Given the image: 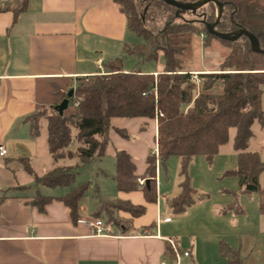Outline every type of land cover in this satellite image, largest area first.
Segmentation results:
<instances>
[{
	"label": "crops",
	"instance_id": "obj_1",
	"mask_svg": "<svg viewBox=\"0 0 264 264\" xmlns=\"http://www.w3.org/2000/svg\"><path fill=\"white\" fill-rule=\"evenodd\" d=\"M18 1L0 0V146L8 151V156L0 159V264H175L169 240L176 241L182 253H190L180 264H229L220 252L223 242L238 251L241 259H250L252 250L244 254V242L264 234V216L257 195L254 227L241 230L243 218L250 217L242 207L241 219L228 210L231 198L221 191L236 190L239 181L235 177L222 179L225 171L236 169L238 164L235 151L227 161L220 158L226 146L214 165H207L204 156L194 158L189 167L194 204L184 213L177 214L171 207V201L182 193L180 157L170 158L178 161L179 172L165 185L163 166L157 161L156 202L147 200L140 185L134 192L118 191L117 151L132 156L138 181L151 180L147 169L149 157L158 152L157 119L115 118L107 156L89 165L76 160L63 163L76 166V179L89 175V189L76 217L62 198L83 184L76 186L75 180L72 188H57L61 190L57 192L37 184L25 172L19 159L30 160L38 175L53 169L45 141L42 144L31 132L40 87L60 80L75 84L79 78L105 74L106 64L117 59H121L125 72L135 71L127 70L124 64L129 55L127 46L136 42L115 0H30L26 11L18 16L3 10ZM139 69L158 75L164 65L150 71ZM204 174L212 182L209 188L201 181ZM37 196L50 199L44 211L35 205ZM118 201L142 207L145 212L134 216L113 209L114 217L120 220L116 224L103 207ZM94 219L112 225L108 235H95L93 229L78 224Z\"/></svg>",
	"mask_w": 264,
	"mask_h": 264
},
{
	"label": "trees",
	"instance_id": "obj_2",
	"mask_svg": "<svg viewBox=\"0 0 264 264\" xmlns=\"http://www.w3.org/2000/svg\"><path fill=\"white\" fill-rule=\"evenodd\" d=\"M29 1L19 0L16 6L5 5L3 10H12L18 16L26 11ZM115 1L127 18L128 31L143 41L127 46V53L137 56L143 63L158 62L162 56L163 71L158 75L140 69L125 72L121 59H117L106 64L105 74L79 78L75 84L60 80L40 87L31 132L39 141L45 130V144L53 169L38 175L30 160L19 159L18 162L37 184L52 189L72 188L77 168L63 163L76 160L81 165H89L107 156L111 132L115 130L113 119H157L158 156L148 159L147 175L151 180L142 190L149 202H156L157 161L166 169L170 158H182V193L171 201L174 212L180 214L194 204L195 189L189 175L194 158L204 156L212 165L221 148L229 144L231 131L235 130L234 150L238 164L236 169L225 171L222 178L235 177L241 193L257 195L259 211L264 216V188L260 183L264 161L260 152L249 151L255 137L254 124L260 123L264 129V54L253 50L247 36L224 40L207 28V24L215 22L216 4H219L222 13L215 30L220 34L248 31L258 39L264 51V0H208L200 10L209 7L211 13H204L202 19L196 21L186 16L198 18V11L182 12L163 0ZM177 1L196 4L202 0ZM201 35L206 36L207 49L213 48V42H219L228 52L220 70L200 73L196 81L191 68L194 38ZM72 90L74 93L69 98ZM68 98L69 107L61 115L56 108ZM116 170L119 192L130 193L140 188L133 158L126 151L116 152ZM88 189L89 184L80 185L62 198L74 217ZM49 200L37 196L35 205L44 211ZM103 209L116 224L120 220L114 217L113 209L131 212L134 216L145 212L142 207L127 206L120 201L107 203ZM231 209L242 213L240 206H231ZM220 252L229 264H244L239 252L224 242Z\"/></svg>",
	"mask_w": 264,
	"mask_h": 264
},
{
	"label": "rangeland",
	"instance_id": "obj_3",
	"mask_svg": "<svg viewBox=\"0 0 264 264\" xmlns=\"http://www.w3.org/2000/svg\"><path fill=\"white\" fill-rule=\"evenodd\" d=\"M207 1H203L201 4L195 5L197 8V11L199 13L198 18L193 17L192 15L186 16L188 20H193L196 21L197 19H202V16L204 13H211V9L209 7H205L204 9H201V7L205 6ZM217 9V15H218V9L219 7L216 5ZM159 15L161 16L162 13L158 12ZM157 13V14H158ZM166 12H163L165 15ZM217 19V18H216ZM205 35H201L198 37L194 38V62L192 64V70L194 71V77H198L200 73H207V72H214L220 70L221 65L223 64L225 54L228 52V50L223 47L219 42H213V48L212 49H207L205 47ZM134 40L136 44H142L143 41L134 36ZM125 68L127 70H133V69H139L141 68L142 70H156L162 67L164 65V58L161 56L160 60L158 62L156 61H151L147 62L145 64H142L139 61V58L137 56L133 55H127L125 57ZM197 70V71H196ZM199 72V73H198ZM199 81V80H198ZM263 109H264V96H263ZM34 122V121H33ZM44 127V126H43ZM253 132H254V138L251 140L250 143V152H260L262 154V160L264 161V129L260 123H255L253 126ZM45 130L43 129V132L41 134L40 142L43 144L45 141ZM234 137H235V130L231 131V139L225 148L222 149L221 152V159H225V161L228 160V158H231V155L234 150ZM176 158L169 159L167 164H166V170L162 167V182L163 185L166 184V182H169V178L172 180L175 179L176 176H178V168H177V163L178 161L175 160ZM216 160V158H215ZM213 162V165L215 164V161ZM207 161V160H206ZM218 161V160H217ZM207 165H209L208 162H206ZM218 163V162H217ZM210 166V165H209ZM41 172V171H40ZM181 174V173H180ZM89 175L86 176H79L76 179L75 185L78 186L80 184H87V179ZM91 177V176H90ZM159 177V176H158ZM227 178V177H226ZM225 179V178H222ZM226 180V179H225ZM203 186L209 188L212 184V182L209 179L208 174H204V177H202ZM170 185V184H169ZM261 186L264 188V172L261 174ZM57 192H61V190L57 189ZM224 191V190H223ZM225 191H229L222 193L228 195L232 201V204L227 206L228 210L230 212H233L234 218L241 219L240 217H244L241 214L236 213L233 209H231V206H240L242 209L246 212L248 211L250 213V217L248 218H243L245 222L241 221V230L245 228H252L254 227L253 225L255 224V218H254V213H258V206H257V201L258 197L250 196L245 193H241L239 191V188L236 190H228L225 189ZM230 207V209H229ZM262 232L264 233V218L262 220V227H261ZM250 243V245H248ZM252 250L251 258L248 259V257L242 256V259H244V264H264V234L259 236V238L253 239L251 242L250 241H245L244 242V254L246 253V250ZM248 253H251L248 252ZM248 256V255H247Z\"/></svg>",
	"mask_w": 264,
	"mask_h": 264
},
{
	"label": "water",
	"instance_id": "obj_4",
	"mask_svg": "<svg viewBox=\"0 0 264 264\" xmlns=\"http://www.w3.org/2000/svg\"><path fill=\"white\" fill-rule=\"evenodd\" d=\"M165 3L177 7L178 9H180V11L184 12V11H188V10H192L193 12L196 13L197 8L195 7V5L201 4L203 1H200L199 3L196 4H185V3H181L177 0H163ZM208 2V0H206ZM219 7V13L217 15V19L215 20V22L213 24H207V28L209 30V32L221 39L224 40H238L241 36H247L250 41H251V46L253 48L254 51L258 52V53H262L264 54V51L261 50L260 48V43L258 41V39L251 33H249L248 31L245 30H241L239 32H236L234 34H220L215 30V25L218 23L220 17H221V13H222V7L219 4H216ZM74 91L72 90L69 93V98L72 97ZM69 98L64 100L63 103L61 105H59L56 110L62 115L64 113V111L69 107ZM147 186H149L150 181L147 180L146 181Z\"/></svg>",
	"mask_w": 264,
	"mask_h": 264
},
{
	"label": "built area",
	"instance_id": "obj_5",
	"mask_svg": "<svg viewBox=\"0 0 264 264\" xmlns=\"http://www.w3.org/2000/svg\"><path fill=\"white\" fill-rule=\"evenodd\" d=\"M194 80L198 81L197 77H194ZM160 117L163 116L162 113L159 115ZM8 156V151L5 146H0V159L6 158ZM156 156H158V152L156 153ZM140 187H144L146 182L144 180H139ZM78 224L85 225L91 229H93L94 234L98 236H105L109 234V231L111 230V224L105 223L101 219H94V220H80L78 221ZM169 244L174 252V262L175 264H180L182 257H190L189 252L182 253L179 249V246L177 245L176 241L169 240ZM161 264H169L167 261H163Z\"/></svg>",
	"mask_w": 264,
	"mask_h": 264
}]
</instances>
